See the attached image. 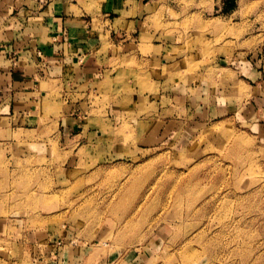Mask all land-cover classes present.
<instances>
[{
    "label": "rangeland",
    "instance_id": "374dc122",
    "mask_svg": "<svg viewBox=\"0 0 264 264\" xmlns=\"http://www.w3.org/2000/svg\"><path fill=\"white\" fill-rule=\"evenodd\" d=\"M223 2L181 0L160 28L177 35L185 72L203 71L226 96L244 90L230 85L231 63L264 58V0H234L228 13ZM56 97L36 105L46 130L36 145L0 161V264H31L17 244L48 228L91 249L84 264H264L263 117L214 119L145 150L123 117L106 116L125 102L90 97L87 127L102 136L78 151L59 138Z\"/></svg>",
    "mask_w": 264,
    "mask_h": 264
},
{
    "label": "crops",
    "instance_id": "0c3cea01",
    "mask_svg": "<svg viewBox=\"0 0 264 264\" xmlns=\"http://www.w3.org/2000/svg\"><path fill=\"white\" fill-rule=\"evenodd\" d=\"M181 10V0H0V161L46 132L36 105L53 89L64 112L59 138L78 151L102 136L87 127L90 97L125 102V110L111 103L106 116L123 117L145 150L187 139L214 119L264 118V58L231 63L230 85L244 90L227 91L226 102L203 71L185 72L177 35L160 28L168 11ZM57 234L35 230L17 245L31 264H84L93 254Z\"/></svg>",
    "mask_w": 264,
    "mask_h": 264
},
{
    "label": "trees",
    "instance_id": "16d2710c",
    "mask_svg": "<svg viewBox=\"0 0 264 264\" xmlns=\"http://www.w3.org/2000/svg\"><path fill=\"white\" fill-rule=\"evenodd\" d=\"M228 2H223V8H222V13H228L232 10H234L235 8V2L234 0H229V3L227 4Z\"/></svg>",
    "mask_w": 264,
    "mask_h": 264
}]
</instances>
